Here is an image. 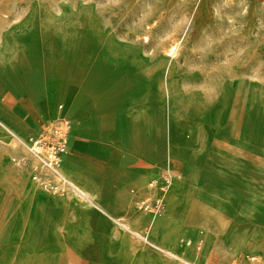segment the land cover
<instances>
[{
    "label": "rangeland",
    "instance_id": "1",
    "mask_svg": "<svg viewBox=\"0 0 264 264\" xmlns=\"http://www.w3.org/2000/svg\"><path fill=\"white\" fill-rule=\"evenodd\" d=\"M84 43L102 48L113 74L107 89L71 84L78 82ZM171 47L176 54L167 58ZM49 88L78 100L73 120L97 119L94 107L114 98L132 102L125 112L161 108L164 125L170 114L196 123L183 134L193 138L190 155L197 161L191 176L179 173L180 189L196 208V228L210 233L212 264H264V0H0V264H64L51 231L60 220L56 201L65 199L35 187L32 157L18 141L50 123ZM59 104L55 124L65 129L68 101ZM204 120L208 129L201 128ZM168 130L145 128L137 145L158 147L166 134L171 147ZM166 151L174 166L185 164V156ZM10 170L18 172L17 182ZM22 175L56 201L24 193Z\"/></svg>",
    "mask_w": 264,
    "mask_h": 264
},
{
    "label": "crops",
    "instance_id": "2",
    "mask_svg": "<svg viewBox=\"0 0 264 264\" xmlns=\"http://www.w3.org/2000/svg\"><path fill=\"white\" fill-rule=\"evenodd\" d=\"M62 98L68 101L64 116L69 117L72 111L77 110V99L60 95L54 88H49L45 95V107L47 121L50 123L57 122ZM131 104L106 98L94 107L97 119H93L92 115L76 120L68 118L71 124L60 173L70 188H67L68 197L58 195L65 200L56 204L60 220L51 231L58 239L54 246L64 255L58 259L59 262L212 264L210 257L213 243L210 233L205 228H196V208L180 189L183 179L179 173L185 177L187 174L191 176L194 168L190 166L194 165L190 146L184 151L176 150L181 161H184V156L187 159L180 168L173 165L172 153L166 151V148L171 151L166 134L163 135L164 144L160 147L147 150L133 144L128 135L118 130V126L128 119L148 123L151 117H146L143 108L132 107L131 110L129 107L131 111L125 112L128 109L126 105ZM40 129L25 138L37 134ZM0 136H4L1 131ZM179 152L181 155L177 154ZM4 167L7 168V165ZM13 171L10 170V176L17 182L19 174ZM165 177L171 179L168 192L161 194L157 187H150L152 183L158 186ZM32 194L37 202L49 200L43 193L35 191ZM159 197L163 203L158 210L142 209L144 202L153 205Z\"/></svg>",
    "mask_w": 264,
    "mask_h": 264
},
{
    "label": "bare ground",
    "instance_id": "3",
    "mask_svg": "<svg viewBox=\"0 0 264 264\" xmlns=\"http://www.w3.org/2000/svg\"><path fill=\"white\" fill-rule=\"evenodd\" d=\"M94 29V28H93ZM150 30V28L148 29ZM97 32V31H96ZM100 32V31H99ZM147 32V31H146ZM95 33V32H94ZM96 34V33H95ZM99 35V33H98ZM130 36V35H129ZM99 38V37H98ZM142 42L143 44H147L149 43V37L147 36V34H145L142 38ZM82 44V43H81ZM111 44V43H110ZM82 46V45H81ZM84 46V48H83ZM81 47V51L78 53L80 54V60H79V76H78V82H74V81H70L71 84L72 83H78V84H83V87H87V88H91V89H94V90H101V89H107L109 87V83L112 82V78H113V74L111 72V69L109 67L106 66V64L103 63V60L101 59V57L104 56L103 53H101L102 48H98V47H91L92 45L91 44H87V43H84ZM146 46V45H145ZM153 47V46H152ZM144 48V46L142 47ZM151 48V47H149ZM156 48V47H155ZM113 50V49H112ZM137 50V49H136ZM130 51V50H129ZM149 51V50H148ZM176 47H171L168 52L165 54V57L167 58H172L175 56L176 54ZM154 52V51H153ZM152 52V53H153ZM120 53V52H119ZM116 54V53H115ZM122 54V53H121ZM113 55V53H112ZM114 56V55H113ZM122 56V55H121ZM163 56V55H162ZM161 56V57H162ZM124 57V55H123ZM150 59V58H149ZM122 60V59H120ZM135 61V60H134ZM165 61V60H164ZM136 62V61H135ZM144 63V62H143ZM139 64V62H138ZM147 65V63H146ZM161 66V64H160ZM165 66V65H164ZM163 66V67H164ZM137 67V66H136ZM135 67V68H136ZM143 67L140 66V68ZM146 67V66H145ZM167 68V66H166ZM163 70V69H162ZM158 71V70H157ZM146 77L145 73H142L140 74V77ZM43 78L47 81V79L43 76ZM41 81L42 80V75L39 76V79L38 81ZM69 80V79H68ZM76 80V78H75ZM141 81V79H140ZM30 86V90L33 91V93H39L37 90H35V88H40L38 87V85H29ZM27 86V87H29ZM26 87V86H25ZM52 89V88H50ZM59 89V88H58ZM174 89V87H173ZM29 90V88H28ZM53 94V93H52ZM167 97V96H166ZM137 97H133L132 99H135ZM173 103H174V99H171L169 101V104L170 106H172L173 108ZM151 104V102H150ZM142 112L146 115V117L148 116L150 119H149V122L148 123H140V124H135V120H127V121H124L121 125L118 126V130L119 131H122L126 134V136L128 135L130 141L133 143V144H138L140 143V139H139V136L144 132L145 128H147V132H152V133H156L157 132V129L158 131L160 129H164V126L167 125L169 130V135L171 137L170 139V148L172 150H174L176 152L177 148H182L183 147H189L190 144L192 143L193 141V138L191 137V140H187L184 138V135L183 134H189L191 130H193V128L195 127L196 123H194L193 121H188L187 123H182V122H178L176 121L170 114V116H168V123H166L164 125V122H163V118H165V113L164 111L161 109V108H158V107H151V106H148L146 105L145 108L142 109ZM142 115V114H141ZM192 115H195L193 113H190L188 114V116L190 118H192L191 116ZM203 115V118L206 117V114H204V112L202 113ZM164 116V117H162ZM155 117V118H154ZM207 118V117H206ZM69 122V121H68ZM222 123V122H221ZM154 124V125H153ZM201 128L206 125L204 127V129H208L210 127H208V123L207 121L203 122V124H201ZM234 125V124H233ZM235 125H236V129L237 128H241V127H244V125H240L239 122L236 124L235 122ZM226 126V124H225ZM208 127V128H207ZM232 127V126H231ZM235 128V127H234ZM233 128V129H234ZM198 129V128H197ZM226 129H229L228 127ZM142 131V132H141ZM13 136H16L15 134L12 133ZM135 135H137L135 137ZM131 136V137H130ZM20 139V138H19ZM23 141V140H22ZM29 139H27L26 143H28ZM154 140H148L147 143L148 145H151L153 146L154 144ZM159 141L157 142V145H158ZM13 144V142H12ZM156 145V146H157ZM161 145L159 144L158 147H160ZM65 153V152H64ZM21 155V154H20ZM14 157V156H13ZM19 157V156H18ZM22 159V158H21ZM24 160V159H23ZM19 162V161H18ZM61 163H62V158H61ZM61 163H60V167H61ZM77 184V183H76ZM141 184V183H140ZM72 186V185H71ZM19 189L23 190L24 193H27L29 196L33 197V194L32 192H35L38 190L33 187L29 182L26 181L25 177L22 175L20 176V181H19V185H18ZM30 188V189H29ZM70 188V187H69ZM146 188V187H145ZM144 188V189H145ZM72 189V188H71ZM146 190V189H145ZM174 190V189H173ZM48 191V190H47ZM77 191V190H76ZM79 191V190H78ZM181 191V190H180ZM49 192V191H48ZM174 192V191H173ZM39 193V192H38ZM73 194V193H72ZM75 194V193H74ZM77 194V192H76ZM40 195V194H39ZM56 195V194H54ZM176 195V194H175ZM37 196V195H36ZM42 196V195H41ZM71 196V195H70ZM76 196V195H75ZM61 197V196H60ZM74 197V196H73ZM81 199V198H80ZM56 200L55 199H52V198H49L48 201H45L43 202L44 204H52L53 202H55ZM116 201V200H115ZM58 202V201H56ZM95 202V201H94ZM125 203V202H124ZM163 203V202H162ZM61 204V203H60ZM128 204V203H127ZM176 207V206H175ZM117 210V209H116ZM142 210V209H141ZM138 213V212H137ZM174 213V212H173ZM176 213V212H175ZM135 215V214H134ZM140 216V215H139ZM138 216V217H139ZM147 216V215H146ZM173 216V215H172ZM137 217V216H136ZM148 217V216H147ZM171 217V216H170ZM166 220V219H165ZM168 220V219H167ZM115 221V220H114ZM164 221V220H163ZM175 221V220H174ZM158 222V221H156ZM131 223V222H130ZM129 223V224H130ZM147 223V222H145ZM155 223V221H154ZM162 223V222H161ZM165 223V222H164ZM167 223V222H166ZM171 223H172V220H171ZM144 224V223H143ZM168 224V223H167ZM166 224V225H167ZM149 225V224H148ZM130 226V225H129ZM161 226V225H160ZM169 227V226H168ZM131 228V227H130ZM136 228V227H135ZM139 228V226H138ZM137 228V229H138ZM155 228V227H154ZM156 228H157V225H156ZM165 228V227H163ZM161 228V229H163ZM170 228L173 229V227L171 226ZM146 229V228H145ZM150 229V228H149ZM137 231V230H136ZM140 231V230H139ZM169 232V230L167 231V233ZM157 233V231H156ZM153 235V234H152ZM170 235V234H169ZM141 236V235H140ZM151 236V235H150ZM144 237V236H143ZM164 237V236H163ZM146 238V237H145ZM153 238V237H152ZM163 240V239H162ZM173 241V240H172ZM162 242V241H161ZM171 242V241H170ZM172 243V242H171ZM163 244V242L161 243ZM159 245V244H158ZM166 245V244H165ZM178 245V244H177ZM162 245H160L161 247ZM168 246V245H167ZM173 246V245H172ZM169 247V246H168ZM163 248V247H162ZM180 248V246H179ZM199 249V248H198ZM176 250V249H175ZM178 250V249H177ZM187 250V249H186ZM189 250V249H188ZM169 251V250H168ZM171 251V250H170ZM192 251V250H191ZM172 253V251H171ZM184 258V257H183ZM176 260V259H175ZM177 261V260H176ZM181 261V260H179ZM182 262V261H181Z\"/></svg>",
    "mask_w": 264,
    "mask_h": 264
},
{
    "label": "built area",
    "instance_id": "4",
    "mask_svg": "<svg viewBox=\"0 0 264 264\" xmlns=\"http://www.w3.org/2000/svg\"><path fill=\"white\" fill-rule=\"evenodd\" d=\"M63 126V123L62 125L58 123L44 125L37 134L29 137L28 143L17 138L32 157V181L42 189H49L60 195L65 194V189L69 187L68 182L60 173L61 158L66 150V138L70 128L69 122H65V129ZM170 186L169 177L163 178L158 186L150 184L152 188L157 187L161 194H165ZM162 202V198L159 197L153 205L144 202L141 207L143 210H158Z\"/></svg>",
    "mask_w": 264,
    "mask_h": 264
}]
</instances>
